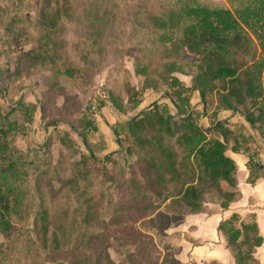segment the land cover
<instances>
[{"label":"trees","instance_id":"1","mask_svg":"<svg viewBox=\"0 0 264 264\" xmlns=\"http://www.w3.org/2000/svg\"><path fill=\"white\" fill-rule=\"evenodd\" d=\"M9 1L15 6L21 3ZM57 18L51 15L34 24L39 28L40 44L19 53L18 64L26 59L28 66L34 62L56 66L63 45L56 37ZM151 18L162 43H172L170 51L164 49L165 56L188 57L190 64L187 71L171 59L160 62L153 70L143 64L135 66L145 86L155 87L159 82L166 87L163 97L169 103L153 102L146 110L112 127L120 146L117 154L124 161L134 157L129 165L131 206L142 214L163 206L173 220L202 212L207 202L228 209L242 197L237 164L226 153L228 149L247 157V183L253 185L264 178V161L260 159L264 148V0H240L234 10L182 0L176 10L167 9ZM21 19L27 21L8 5L0 7V53L17 43ZM164 30L176 32L177 37ZM175 71L191 76V83L185 84L174 75ZM59 72L74 74L69 67ZM107 92V99L119 115L135 111L141 103L139 91L130 84L125 85V97L112 90ZM209 92L218 94L216 109L233 113L234 123L230 124L228 118L216 119L209 127L200 123L201 112L192 108L191 98L196 93L206 105ZM14 105L11 107L8 101L6 110L0 105V264H116L103 257L102 245L93 246L95 260L91 259L85 244L92 240L74 237L75 216L58 215L51 223L46 206L35 211L26 201L30 191L27 168L32 161L27 149L16 141L33 123L37 105L21 98ZM17 110L23 113V122L10 119ZM73 129L87 151L72 162L76 176L70 180V187L77 189L76 197L81 198L87 197L96 173H108L87 166L90 161L100 162L97 153L106 150L107 143L93 139L96 126L86 115ZM111 156L112 152L106 153L101 161H110ZM50 166L44 165L42 175L50 171ZM107 180L118 191L124 188L117 175ZM30 213L31 229L26 226ZM217 231L234 264H259L256 251L264 239L254 212L245 217L230 214L218 222Z\"/></svg>","mask_w":264,"mask_h":264},{"label":"rangeland","instance_id":"2","mask_svg":"<svg viewBox=\"0 0 264 264\" xmlns=\"http://www.w3.org/2000/svg\"><path fill=\"white\" fill-rule=\"evenodd\" d=\"M181 1L21 0L15 6L9 0H0V7L8 5L27 19L20 20L21 35L17 43L11 50L0 53V105L6 110L9 101L11 107H15L14 102L20 98L37 105L33 123L16 141L18 146L27 149L28 159L32 161L27 168L30 191L26 201L35 211L46 206L51 223L58 215L75 216L74 237L92 240L85 244V251L91 254L93 261V246L102 245L103 257L116 264H234L233 258L223 254L220 246L217 249L220 242L215 225L216 214L220 213L218 203L207 202L202 212L187 214L178 220L170 218L163 206L144 214L132 208L128 182L129 165L134 162V157L124 161L117 154L120 146L112 132V127L146 110L151 103L168 102L163 97L166 87L159 82L155 87L145 86L143 76L135 72L136 64L147 65L153 70L160 62L171 59L183 71L188 70V57L165 56L164 49L170 51L172 43H162L151 18L162 15L167 9L176 10ZM196 1L234 10L240 0ZM51 15L58 17L56 37L63 42L59 52L61 60L56 61V66L52 63L45 66L40 62L28 66L26 59H21L18 64L19 53L40 44L39 28L34 24ZM166 32L176 36L172 30ZM256 51L259 53L258 49ZM64 67L71 68L73 76L59 72ZM174 75L187 85L191 83L189 75L177 71ZM126 84L139 91L141 103L135 111L119 115L107 99V90L125 97ZM217 97V93L209 92L206 105L196 93L191 98L192 108L201 112L200 123L204 127H209L216 119L228 118L230 124L236 121V117L231 118L233 113L230 111L216 109ZM83 115L95 123L93 139H103L107 143L106 150L97 153L100 162L90 161L87 166L100 173L108 170V173L99 176L96 173L87 197L78 198L77 189L70 187V180L76 176L72 162L87 151L73 127ZM23 118V113L18 110L10 116L20 122ZM44 143L46 147H43ZM110 152L111 160L101 161L104 154ZM45 164L51 165V169L42 175ZM114 175L123 183L121 191L109 185L107 179ZM134 175L139 178L137 171ZM244 184L247 194L257 199L261 197L260 203L264 202V184L256 192L246 182ZM237 207L241 217L254 211L247 201ZM255 209L260 212V221L264 224V210L261 207ZM214 214L216 217L211 218ZM26 226L33 228L31 213ZM138 238L142 240L138 241ZM213 256L218 257V263Z\"/></svg>","mask_w":264,"mask_h":264},{"label":"crops","instance_id":"3","mask_svg":"<svg viewBox=\"0 0 264 264\" xmlns=\"http://www.w3.org/2000/svg\"><path fill=\"white\" fill-rule=\"evenodd\" d=\"M231 158H233L237 164V180H238V187L241 191L242 197L235 202H232L228 209H219L220 213L218 212V214H216V216H218V219L215 221V225L217 226L218 222L223 219L226 218L227 216H229L230 214H232L233 212H238L240 213L239 209H238V205L247 201V204H249L251 206V209H253L254 211H250V212H254L255 216H256V220L259 226V230L260 233L263 236L264 239V224L261 223L260 221V212H258L255 207H261V210H264V202L260 203V201L262 200L261 197H259L258 199L255 197H253V195L251 194H247L245 192L244 186H245V182H246V177H247V169H246V162H247V157L241 153H237V152H233L231 150H227L226 152ZM260 159H262L264 161V148L261 149L260 151ZM242 181H244L242 183ZM247 183V182H246ZM249 186H251V189L256 192V190L262 185L264 184V178L258 179L255 184L251 185L249 183H247ZM248 187V186H247ZM196 216V215H193ZM215 214L211 217V218H215L216 217ZM189 217V216H188ZM190 217H192V215H190ZM219 236H220V242L219 244H217V249L219 250V246L222 248L221 250H223V254H228L230 257V253L227 250V248L225 247V241L223 239V236L221 235L220 232ZM256 256L259 260V264H264V240L262 245L257 249L256 251ZM213 258L215 259V261L218 263L219 259L216 260V258L213 256Z\"/></svg>","mask_w":264,"mask_h":264}]
</instances>
